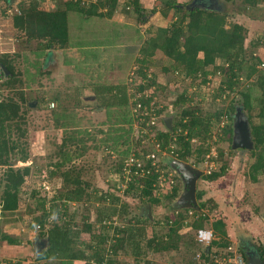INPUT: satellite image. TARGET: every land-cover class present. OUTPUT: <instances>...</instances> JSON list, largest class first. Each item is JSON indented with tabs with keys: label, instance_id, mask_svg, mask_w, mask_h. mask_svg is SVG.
<instances>
[{
	"label": "trees",
	"instance_id": "1",
	"mask_svg": "<svg viewBox=\"0 0 264 264\" xmlns=\"http://www.w3.org/2000/svg\"><path fill=\"white\" fill-rule=\"evenodd\" d=\"M225 1L237 2V0ZM5 2L8 3L9 0ZM192 2V0L185 3H180L179 0H160L162 17L166 18L173 12L174 21L170 27L158 28L157 33H152L153 36L143 43L144 39L138 27L114 21L119 0H96V2L52 0L51 5L30 1L18 6L13 18L15 28L26 35L29 41L38 42L35 51L45 53L47 60L54 51L67 54L71 49H77L85 58L76 61L73 57L66 56V63L75 62L77 67L86 70L91 68V64H95V60L103 65L106 72L102 76L105 80L102 83H94L90 91L98 100L97 107L106 113L107 120L117 117V122L111 125L114 124V129L108 134L106 132L105 139L98 140L92 134L91 128L82 129L81 119L76 112L85 106L81 87H74L73 106L61 103L60 93H55L48 99L45 96L41 98V102L45 103L46 107L51 103L56 105L51 111L53 127L62 131L63 136L56 150L50 155V159L57 158V162L49 164L53 169L47 170L45 180L48 181L41 182L35 187L31 201L25 207L24 213L32 218L29 226L35 228L33 233L36 234V228L40 229L37 240L48 241L39 256L35 259L28 258L30 264L33 261L38 264H74L75 262L140 264V259L147 258L151 254L180 250L179 231L187 222L188 211L192 210V216L195 217L193 223L188 224L196 229L195 239L189 243L191 248L199 245L197 231L208 228L204 226V222L209 220L210 214L205 213V210L210 209L215 212L218 205L212 199H205L204 190L197 189L200 210H183L180 215L181 222L175 219L173 213L168 214L165 221L169 227L163 234L164 231H157L154 227L159 224L157 221L150 220L139 212L132 213L128 198L139 200L144 207L148 204L156 207L163 198L174 202L181 194L180 187H176L172 193L158 195L154 187L156 175L152 172L149 178L131 181L129 187L122 191L120 176L122 159L111 170L110 189L93 188L92 183L85 178L89 170L85 166H78V162L85 156V151L79 150L78 145L86 141H92L95 149L100 148L97 142L104 143L103 149L109 152L119 150L121 144H128L129 149L124 152L125 157L132 152L137 156H145L151 152L152 147L141 143L142 136L135 137L129 85L124 82L126 71L132 68L133 57L136 54L140 56L136 59L140 67L134 81L138 84L137 90L142 91L155 85L161 97L167 84L162 85L151 73L147 74L144 71V68L154 62L153 58L159 52L171 61L169 67L163 69L164 73L171 71L176 73V80L179 78L182 84L187 83L189 78L192 81L199 79L203 84H207L210 80L209 75L222 74L217 97L223 98L226 93L230 97L228 92H238L242 97L239 101L240 109L249 120L254 143V149L250 153L252 158H255V162L250 166L251 179L256 182L258 175L264 174V68H261L264 62L254 52L247 55L245 42L248 30L244 25L235 22L228 27V15L214 9L191 6ZM54 3L57 4L56 9L52 8ZM241 3L243 8L252 9L262 5L264 0H241ZM125 6L130 9L129 18L135 19L136 22L141 20L143 24L147 20L146 17L159 11L157 8L152 11L146 10L140 0H126ZM95 20L97 21L93 22ZM103 20L115 25L114 27L111 24L114 28L109 27L104 37L85 34L83 30L85 26L91 25L95 29V24ZM97 25L101 26L99 23ZM261 38L252 44L254 48L261 46L259 45L261 43L264 47V37ZM101 60L104 62L102 63ZM218 61L222 64L219 65ZM0 66L6 68V73L3 71L4 80L0 84V169H4L0 176V211L4 218L21 210L24 190L33 173L28 164L30 160L28 145L25 146L21 141L27 138L28 134L24 126L27 124L29 105L25 91L22 89L23 81L19 78L15 57L5 53L1 56ZM212 66L214 71H209L208 68ZM140 80H146L145 84ZM194 81L192 84L187 83L190 88L197 84ZM242 84H246L245 91L239 89ZM5 92L10 94L5 95ZM195 94L192 92L189 96L187 91H184L176 96L173 103L171 101V108L170 104H165L158 114L166 115L177 109L180 110V113L176 111L172 131L181 130L175 142L178 145L179 158L187 161V158L195 156L199 162L211 151L207 143L213 138V119L219 121L223 115H227L231 120V113H234L238 106L232 103L229 111L215 115L205 114L200 108L203 100ZM160 102L163 104L162 100ZM256 111L257 114L254 116ZM254 117L257 119L256 122ZM164 129L165 131L157 134L156 139L166 147L173 142V138L171 132L163 127L162 130ZM221 133L217 142H229L232 145L233 127H229L228 123L222 128ZM194 142H198L196 148L193 147ZM14 161L21 163L22 166H15ZM226 169L227 164H224L218 172L206 175L203 179L217 181L226 173ZM57 179L62 180V184L60 182L55 186L54 183L51 189L54 192L53 196L48 199L42 194V191H45L43 184L48 182L47 184L51 185V181ZM96 202L100 205H96ZM80 203L83 204V212H85L81 222L78 221L77 213L71 212L72 205ZM102 205L105 207L101 208ZM215 217L212 229L218 239L213 240L209 248L227 249L232 246L228 239L227 223L220 215ZM150 229L152 231L149 236ZM1 240L11 245H21L22 242L18 237L6 233L1 236ZM238 251L245 261H248L245 251L242 248ZM193 254L195 258L196 251ZM258 254L264 262V251L259 249ZM193 261L188 264H192ZM0 264L7 263L0 261ZM145 264L152 263L145 261Z\"/></svg>",
	"mask_w": 264,
	"mask_h": 264
},
{
	"label": "rangeland",
	"instance_id": "2",
	"mask_svg": "<svg viewBox=\"0 0 264 264\" xmlns=\"http://www.w3.org/2000/svg\"><path fill=\"white\" fill-rule=\"evenodd\" d=\"M92 1L96 2V0ZM181 1L184 2L189 0ZM192 1L199 2L201 0ZM25 2L29 3L30 1L24 0L17 4V2L14 3L9 1L7 3L5 0H0V42L2 43L0 47L4 48L5 51H11L10 55L15 57L16 69L18 70L17 72L20 73L19 78L23 81L22 89H24L26 98L29 101L27 124L24 126L28 134L27 138L21 141L25 143V146L28 145L30 154L28 164L31 166L33 173L32 177L28 179L27 186L24 190L21 210L8 214L4 218L0 211V261L7 264H19L20 262L22 264H28V258L35 259L37 257L34 242L37 241L40 229L36 228V234L33 233L35 228L32 229L29 226L32 218L26 215L24 211L26 204L31 201L30 198L35 187H38L41 182L48 181L45 180L47 177V170L53 169L49 164L57 162V158L53 157L50 159V155L56 150L58 142H60L63 136L62 131L53 127L51 111L56 105L51 103L49 107H46V104L41 102V98L45 96V98L48 99L52 97L53 94L60 93L61 103L73 106L75 101L74 87H81L84 92L82 96L85 106L83 109L76 110V112L81 119L82 129L91 128L92 134H94L95 138L98 140L100 138L105 139L106 132L108 134L109 131L115 127L114 124L111 126L112 123L117 122V117L106 119V113L97 107L98 100L90 91V87L94 83H102L105 80V77L102 75L106 71L99 61L95 60V64H91V68L88 70L77 67L75 62L66 63V56L73 57L76 61H81L85 58L77 49H71L67 54L61 51H54L47 60L45 53L35 51L38 42L29 41L26 35H23L15 28L13 18L17 12L18 6ZM119 2L118 12L115 13L114 21L132 25L131 27H138L137 29L144 39L142 43L150 39L153 36L152 33H157L156 31L158 28L170 27L174 21L173 12L166 18L162 17L159 13L161 10L160 0H143L142 5L146 10L152 11L156 8L159 9L156 14H150L146 17L147 20L144 24L141 23V20L136 22L135 19L129 18L130 9H127V6H125L126 0H119ZM218 2L219 5L214 10L228 15V27L232 23L237 22L244 25L248 30L245 42L247 55L249 56L254 52L264 62V47H262V43L259 44L261 46L256 48L252 46L254 42L264 37V3L255 8L248 9V7H242L241 0H237L236 3L226 2L225 0H218ZM52 8L56 9L57 4L54 3ZM96 21L97 20L93 22ZM98 23L101 24V26L97 25ZM97 24H95V29L91 25L85 26L83 29L86 32L85 34L104 37L109 27H115L114 24L110 21L107 22V20H103V22L99 21ZM111 24L114 27H111ZM139 57L138 54L133 57L132 68L128 69L124 76V82L128 85L131 83V80L135 79L132 74H137L140 67L136 60ZM201 58H203V54H201ZM153 61L151 65L144 68V71L147 72V74L151 73L156 81L162 85L167 84L165 85L166 90L162 92L161 97L163 105L170 104L171 101L173 103L177 95L187 91L189 96L192 92H195V95L201 97L200 99L203 101L200 104V108L203 109L205 114L215 115L220 112L229 111L232 103L238 106L236 109H240L241 105L239 101H241L242 97L238 92H228L230 97H228L227 93L225 94L227 96L224 95L223 98L217 97V89L220 87L222 74L215 73L214 75H209L210 80L207 84H203L201 82L202 80L199 81V79H197L198 82L193 80L197 84L190 88L188 84L193 83L191 78L187 79L186 82L188 84H182L179 78V81L176 80V73L172 71L164 73L163 69L169 67L171 61L162 53L159 52L156 54ZM101 62L103 63L104 61L101 60ZM218 64L221 65L222 63L218 61ZM208 70L214 71L213 66L208 68ZM85 86H87V88H84ZM246 88V84H242L239 89L240 91H245ZM7 94L10 93L5 92V95ZM169 107L171 108V104ZM176 111L180 113V110L177 109L166 115L164 113V115L165 117L172 116L175 120L177 115ZM235 113L236 111L231 113V120L227 115H223L219 121L213 119V138L209 139L207 143L211 151L209 154H205L199 162H197L195 156H191L188 159V164L193 165L203 172L202 178L198 181L197 189L204 190L206 192L205 199H212L216 201L218 205L215 212L210 211V209L205 210V213L210 214L209 220L204 222V226L208 227L206 229H212V223L216 219L215 215H220L227 223L228 239L231 245L239 250V248L241 249L245 244H251L254 251H256L255 254H258L259 249L264 251V174L258 175V181H253L250 176V166L255 162V158H252L250 151L244 149L233 150L229 142H217L219 135L222 134V126H226L229 123V127H233V116ZM256 114L257 111L254 113V116H256ZM163 119L161 121L162 125ZM256 120V117H254L255 122ZM162 125L160 129L163 128ZM136 126V123H133V129H136ZM160 131H165V129ZM79 136L82 137V135ZM124 138L125 137H123V139ZM149 142L150 143L146 146H153V143L151 141ZM96 144L99 145V149L94 148V143L92 141H86L84 144L80 143L78 145L79 150L85 151V156L83 160L78 162V166H85L89 170V172L85 174V178L92 183L93 188L102 187L104 190H108L110 189L109 180L110 173L112 172L111 170H113L115 165L119 164L125 157L124 152H127L129 149L127 146L129 145L121 144L119 150L109 152L103 149L105 146L104 143L97 142ZM197 145L198 142L193 143L194 148H196ZM121 151L122 153H120ZM161 159H169V157L162 156ZM14 162L15 166H22L21 163L17 161ZM162 162L166 163V161ZM224 164H227V171L217 181L211 182L203 179L206 175L218 172ZM3 171L4 169H0V176H2ZM51 182V185H49L51 187L48 189L44 187L45 191H42V194L48 199H51L53 196L54 192L51 189L54 183L55 186L60 182L62 184V180L59 181L57 179V181L54 180ZM178 182V187L181 189L180 193H182L184 187L180 179H178ZM47 183L48 182H46V184ZM175 201L171 202L163 198L161 199L160 205L152 207L154 220L159 223L154 227L157 231H164L163 234L168 231L169 225H167L165 221L168 214L173 213L178 222L182 221L180 215L183 210L174 209L173 204ZM128 202L131 203L130 208L132 213H142L144 208L142 202L132 197L128 198ZM96 205H100V203L96 202ZM104 207L103 205L101 206V208ZM83 211L82 203L72 205L71 207V212L77 213L78 221L80 222L83 220V217H85V212ZM190 212L191 210L187 213V225L185 223L184 227L179 231V235H181L180 250L162 254H151L147 258L140 259V264H145V261H150L152 264H188L194 260L193 253L195 251L198 257L201 256L200 254L202 252L205 255V253L207 254L209 251L212 253L217 250L216 248L211 249L208 245L199 242V245L193 248L189 246V243L191 241L193 242L195 239L196 230L192 228L191 225L189 226L190 223H193L195 218L189 214ZM36 215L38 216L37 213ZM53 219L52 217L51 220ZM151 231L150 229L149 236L151 235ZM4 233L18 237L22 241L21 245H11L7 242H3L1 236ZM214 238L218 239L216 235H214ZM186 248H188V250ZM31 264H38V262L33 261ZM74 264H84V262H75Z\"/></svg>",
	"mask_w": 264,
	"mask_h": 264
},
{
	"label": "built area",
	"instance_id": "3",
	"mask_svg": "<svg viewBox=\"0 0 264 264\" xmlns=\"http://www.w3.org/2000/svg\"><path fill=\"white\" fill-rule=\"evenodd\" d=\"M24 0H19V3ZM35 1L42 5H51L52 0H29ZM18 3V4H19ZM261 68H264V63L261 65ZM133 77H136L137 74L133 73ZM3 70L0 66V84L3 82ZM135 79L131 80L129 83V94L131 97V111L134 118V123H136L135 137L142 136V144L147 145L151 141L153 143L151 152L145 156H137L135 152H132L130 155L126 156L122 160V169H121V181H122V191L126 190L131 181L146 179L151 176L152 172L156 175V181L154 187L156 188V193L158 195L172 193L173 190L179 186L178 178L175 172L165 166L162 156L174 157L179 159V150L177 142V134L181 130L172 132L171 137L173 142H170L169 145L163 147L156 139L157 134L162 132L160 130L161 121L165 117L163 114H158V111L164 108V105L161 104V96L158 92L156 86H151L150 88L144 89L142 91L137 90V83L134 82ZM141 81V80H140ZM146 80L141 81L142 84H145ZM53 106V105H52ZM225 124V123H224ZM163 127L164 121H163ZM222 126V128H224ZM138 128V129H137ZM166 128V127H165ZM146 166L148 168H146ZM46 189L49 188L48 184L43 185ZM140 186L142 184L140 183ZM193 215V211L189 213ZM214 231L212 229L202 228L197 231L196 237L199 243L205 245H211L214 238ZM207 255L201 253V256H196L192 264H246V261L243 255L232 246H229L227 249H217L214 252ZM210 253V254H209Z\"/></svg>",
	"mask_w": 264,
	"mask_h": 264
},
{
	"label": "water",
	"instance_id": "4",
	"mask_svg": "<svg viewBox=\"0 0 264 264\" xmlns=\"http://www.w3.org/2000/svg\"><path fill=\"white\" fill-rule=\"evenodd\" d=\"M12 2L19 3V0H9ZM203 1V0H201ZM217 1V0H215ZM197 1H194L191 6L197 5L198 7L208 8V9H215L211 6L204 5V4H197ZM3 71L6 73V68H2ZM174 118L171 117H164V125L169 130H173V121ZM233 139H232V149H244L251 151L254 149V143L252 140L251 130L249 120L242 111V109H237L235 115L233 116ZM166 165H168L180 178L182 183L184 184V190L182 191L181 195L173 204L174 209L176 210H186V209H194L200 210L197 201V184L199 179L203 176V172L194 167L187 162L169 158L166 160ZM144 217L153 220V213H152V206L146 205L143 209L142 214ZM48 241H36L34 242V248L36 251V255L39 256L40 252L46 248ZM247 255V253H246ZM248 263L247 264H264L262 259L259 257L258 254H248Z\"/></svg>",
	"mask_w": 264,
	"mask_h": 264
},
{
	"label": "flooded vegetation",
	"instance_id": "5",
	"mask_svg": "<svg viewBox=\"0 0 264 264\" xmlns=\"http://www.w3.org/2000/svg\"><path fill=\"white\" fill-rule=\"evenodd\" d=\"M198 3H199V5H200V4L209 5V6L213 7V8H216V7L219 5L218 0H217V1H215V0H203V1H199ZM198 3H197V4H198ZM179 179H180V178H179ZM180 181H181V180H180ZM181 184L184 186V184L182 183V181H181ZM183 190H184V188H183ZM241 248H242L243 251H245V253L248 252L247 255H248L249 253L255 255V252H256V251H254V249H253V247H252L251 244H249V245H248V244H245V245L242 246ZM247 255H246V256H247ZM247 263H248V262H246V264H247Z\"/></svg>",
	"mask_w": 264,
	"mask_h": 264
},
{
	"label": "crops",
	"instance_id": "6",
	"mask_svg": "<svg viewBox=\"0 0 264 264\" xmlns=\"http://www.w3.org/2000/svg\"><path fill=\"white\" fill-rule=\"evenodd\" d=\"M144 1H145V0H144ZM140 2L142 3L143 0H140ZM179 2H180V3H185V2H187V1H184V2H183V1L179 0ZM119 3H120V2H119ZM119 3H118V7H119ZM142 4H143V3H142ZM117 12H118V8H117ZM159 13H160V12H159ZM167 27H168V26H167ZM165 28H166V27H165ZM1 44H2V43L0 42V46H1ZM8 52H9V53H8ZM10 52H11V51H5L4 48L0 47V59H1V56H2V55H4L5 53L10 54Z\"/></svg>",
	"mask_w": 264,
	"mask_h": 264
},
{
	"label": "clouds",
	"instance_id": "7",
	"mask_svg": "<svg viewBox=\"0 0 264 264\" xmlns=\"http://www.w3.org/2000/svg\"><path fill=\"white\" fill-rule=\"evenodd\" d=\"M173 131V130H172ZM169 132H171V131H169ZM169 158H174V157H169ZM174 159H176V158H174ZM167 159H164V161H166ZM178 160H181V161H183L182 159H178ZM184 162H187L188 163V158H187V161L185 160ZM165 166L167 167V168H169V169H171L168 165H166V163H165ZM172 170V169H171ZM177 175V174H176ZM177 178L179 179V177L177 176Z\"/></svg>",
	"mask_w": 264,
	"mask_h": 264
}]
</instances>
